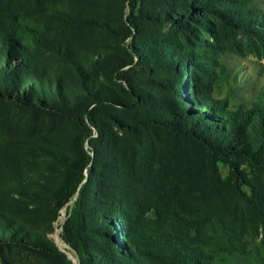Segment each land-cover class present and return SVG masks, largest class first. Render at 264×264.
Returning a JSON list of instances; mask_svg holds the SVG:
<instances>
[{
  "label": "trees",
  "instance_id": "trees-1",
  "mask_svg": "<svg viewBox=\"0 0 264 264\" xmlns=\"http://www.w3.org/2000/svg\"><path fill=\"white\" fill-rule=\"evenodd\" d=\"M250 1L190 0L184 10L197 9L204 19L202 28H206L207 17L212 16L219 21L220 31L246 34L250 41L258 40L263 46L264 12L251 8ZM136 3L137 0H129L128 21L138 28ZM30 32L15 13H0V95L62 124L59 133H55L54 127H41V132L34 135L36 141L26 147V152H38L44 160L49 158L55 164L48 174L51 180L42 186H52L49 198L57 211L74 196L85 177V168L92 164L74 212L63 226V239L75 250L80 264H200L202 251L211 244L208 214L222 207L219 222L226 226L223 218L230 212L228 198L236 195V190L221 180L218 162L232 166L237 184L243 177L240 161L264 170V84L249 109H231L226 100H213L206 79L201 80L198 89L192 85L195 93H202L197 104L204 105L206 110H189L188 116L180 111H156L137 117L130 108L138 104L157 107V99L135 95L130 81V88L121 85L122 93L110 87H89L85 68L70 46L54 52L67 61L65 66L79 80L81 93L64 96V80L59 77L55 81L50 73L40 75L38 63L28 55L32 48L23 42ZM33 40L36 43L37 37ZM208 50L204 47L200 58L206 57L205 52L212 56ZM17 58L22 61L15 62ZM175 58L179 63H188L189 53H178ZM201 63L205 65L206 61ZM127 75L128 71L120 69L117 76L128 82ZM35 79L39 80L41 90L35 89ZM53 82L58 85L56 91ZM16 83H26L35 96L26 97L15 91ZM40 93L44 97L38 99ZM157 110L163 109L159 105ZM162 133L170 136L168 143L161 139ZM193 140L194 146L189 144ZM109 181L111 188L104 191ZM250 186L252 192L245 197L250 211L264 221V195ZM150 210L156 221L148 216ZM119 216L127 230L139 220L154 221L149 228L147 249L138 258L130 249L135 245L127 232H120ZM4 245L73 264L65 253L39 235L27 236L17 222L3 218L0 248Z\"/></svg>",
  "mask_w": 264,
  "mask_h": 264
},
{
  "label": "rangeland",
  "instance_id": "rangeland-1",
  "mask_svg": "<svg viewBox=\"0 0 264 264\" xmlns=\"http://www.w3.org/2000/svg\"><path fill=\"white\" fill-rule=\"evenodd\" d=\"M188 1L137 0L134 15L138 28L128 21L129 0H0V13H15L18 20L32 30L23 42L32 48L28 55L38 63L40 75L49 76L50 73L55 81L59 77L64 80V96L81 93L78 92L79 80L65 66L67 61L59 52H54L70 46L75 51L74 57L85 68L89 87H110L114 92H121V85L131 87L130 81L135 95L154 96L157 107L160 105L163 109L138 104L130 108L134 116L144 117L156 111L161 114L180 111L183 115L189 110H206L196 100L202 93H195L192 88L195 84L198 89L201 80L206 79H209L207 89L213 100H226L231 109H249L264 84V45L258 40L250 41L246 34L220 31L219 21L212 16L207 17L206 28H202L204 19L199 11L184 10ZM250 4L259 13L264 12V0H251ZM204 47L212 56L205 52L206 57L202 59ZM178 53H189L186 60L189 62L176 61ZM19 61L22 58L15 60ZM120 69L128 71V82L118 78ZM34 81L37 82L35 89L41 90L39 80ZM52 84L56 91L57 83ZM14 87L21 95L35 96L26 83H16ZM37 96L38 99L44 97L41 93ZM43 126L54 127L55 133L63 130L62 124L52 117L36 114L21 103L0 95V219L17 222L25 235H39L65 253L73 264L75 259L80 264L75 250L63 239V226L74 212L81 186L91 175L88 168L92 164L85 168V177L74 196L57 211L49 198L52 186H42L51 180L48 174L55 164L50 163L49 158L44 160L38 152H26V147L36 141L34 135L40 133ZM161 139L167 142L170 136L162 133ZM189 144L194 146L196 142L193 140ZM217 165L221 180L236 190V195L228 198L230 212L223 218L226 226L219 222L222 207L208 214L207 233L211 244L202 251L200 264H264V221L255 218L245 198L252 192L250 185L264 195V170L240 161L243 179L237 184L230 164L218 162ZM106 183L104 191H109L112 182ZM214 203L217 206L216 198ZM148 216L155 220L152 210ZM118 219L120 232H127L135 245L130 249L138 258L147 249L145 244L154 221L143 223L139 220L127 230L121 216ZM59 241L64 243L65 249ZM0 264L62 263L61 258L51 260L39 252L4 245L0 248Z\"/></svg>",
  "mask_w": 264,
  "mask_h": 264
},
{
  "label": "bare ground",
  "instance_id": "bare-ground-1",
  "mask_svg": "<svg viewBox=\"0 0 264 264\" xmlns=\"http://www.w3.org/2000/svg\"><path fill=\"white\" fill-rule=\"evenodd\" d=\"M59 245L65 249V245L63 242L59 241ZM75 264H78L77 260L75 259Z\"/></svg>",
  "mask_w": 264,
  "mask_h": 264
}]
</instances>
